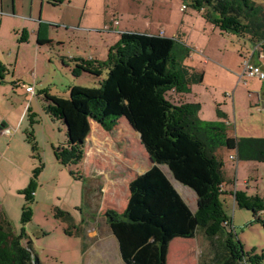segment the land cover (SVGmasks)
Masks as SVG:
<instances>
[{
  "label": "trees",
  "instance_id": "obj_1",
  "mask_svg": "<svg viewBox=\"0 0 264 264\" xmlns=\"http://www.w3.org/2000/svg\"><path fill=\"white\" fill-rule=\"evenodd\" d=\"M181 1L182 11L195 10L212 25V30L249 42L250 48L242 52L241 45L238 50L240 65L250 55L251 62L264 72V0ZM46 26L44 22L39 24L38 45L50 43L44 34ZM27 32L23 29L17 33L19 43L27 41ZM176 36L127 30L118 34L117 42L109 47L103 60L61 56L63 68L72 77L91 76L96 78L97 87L69 85L67 98L51 94L46 88L38 91L45 112L52 119H61L66 128L65 141L52 148L54 158L63 167L75 166L69 173L76 180L87 179L79 168L91 131L90 120L112 131L124 118L138 133L154 164L128 183L123 209L106 208L101 218L116 241L123 263L167 264L172 239H193L201 233L211 256L206 261L201 254L200 264H263L264 251L258 252L255 246L250 251L244 249L224 205L225 196H232L235 205L251 211L253 220L264 226V196L249 194L247 190H228L234 181L224 176V161L218 152L225 148L234 151L233 156L229 155L231 160L264 163V137L232 135L226 112L218 108V119L199 118L200 104L186 101L184 96L191 86L203 84L204 74L184 64L191 48ZM10 72L9 66L0 61V83ZM16 82L11 81L13 85ZM27 112L31 128L25 130V140L37 164L19 191L24 199L20 232L14 233L8 218L0 214V264H43L31 243H25V224L31 220L37 180L44 169L32 132L35 113H29V108ZM164 166L175 181L195 193L194 211L175 190ZM56 210L55 216L69 224L65 234L71 235L74 223L70 213ZM86 247L85 242L82 250Z\"/></svg>",
  "mask_w": 264,
  "mask_h": 264
},
{
  "label": "rangeland",
  "instance_id": "obj_2",
  "mask_svg": "<svg viewBox=\"0 0 264 264\" xmlns=\"http://www.w3.org/2000/svg\"><path fill=\"white\" fill-rule=\"evenodd\" d=\"M86 1L71 0L70 6L66 3L61 5L55 21L58 22L57 27L52 29L53 34L59 32L64 44L54 43L55 47L56 45L62 47L63 52L66 53L73 52L78 46L79 51L83 53L88 47L85 39L88 35L94 41L105 38L103 37L105 33L97 32L96 27L89 32L88 26L100 27L106 16H108L107 20L112 22L113 30L118 32L130 29L158 34L163 31L167 37L177 35L176 37H179L183 43H186L187 37L194 33L190 37L193 41L187 42L191 50L189 56L184 59V64L200 67L198 69L204 74L203 84L199 87L193 86L203 89L198 100L200 104L198 116L199 114L205 116L199 118L210 121L218 119L216 115L218 108L226 112L232 135L264 137V103L253 98L256 94L261 96L264 81L258 77L239 79L241 65L238 72L229 68L238 60V50L241 45L250 48L249 42L242 38L238 39L236 35H221L212 30V25L205 22L195 10L187 8L182 11L181 0H88L84 12ZM115 38L110 45L117 42L118 35ZM197 43L209 48L208 54L202 53L211 61L207 65L204 64V67L202 66L204 57L199 58L195 53ZM43 52L45 56L39 55L36 61L30 52H26L23 58L19 56L17 64H13L10 70L14 69L15 74L20 75L21 81H17L16 86L11 82L7 85L11 91L21 94L22 97L17 98L18 102L24 100L26 94L28 95L26 99L30 103L29 113H35L36 120L32 132L44 162V169L37 180L32 217L25 224L28 236L25 243H31L32 250L43 264H86L88 257L94 259L105 256V253L107 255L109 253V256L114 255L113 250L117 248V244L110 229L101 219L103 212L106 208L121 211L128 196L127 183L137 172L151 167L154 161L145 153L137 133L132 131L124 118L118 120L117 127L112 131L104 130L93 121L92 130L88 134V139L86 138L85 156L79 168L88 175L87 179L76 180L70 175L69 169H75V166H61L52 152L53 146L65 141L66 128L61 119L49 117L37 93L46 88L51 94L67 98V88L72 83L97 87V81L91 76L72 77L67 68L60 67L61 62L58 57L54 54L48 56L47 51ZM105 58L106 56L101 59ZM14 60L13 57V63ZM0 61L4 63L1 56ZM29 71H33L34 76H30ZM29 86L35 89L31 95L27 91ZM0 90L8 89L1 87ZM27 114L28 112H25L19 121V129L13 135L19 139V142L13 143L11 150L15 149L16 154L21 157H28V164L32 165L37 164V161L32 158L31 146L25 140L24 132L31 128ZM19 115L20 113L11 114L12 127H16L15 121L18 120ZM211 116L213 119H210ZM233 153L234 151L225 148L218 152L224 161V176L233 180V185L237 189L264 196V163L231 160L228 156H233ZM122 161L132 164L130 168H134L126 170L127 165L122 164ZM98 168L104 173L119 170L118 173L122 175L117 178L116 185H104L106 180L101 174H97ZM162 169L171 179L175 190L194 210L197 201L195 193L191 188L175 181L166 166ZM7 186L3 187V192L7 194L5 207L8 212L5 215L13 227V232L18 234L23 226L20 214L24 199L22 195L7 192ZM225 200V209L232 217L233 232L244 249L250 251L255 246L258 252L264 251V226L253 220L251 211L240 209L235 205L232 196H225ZM1 208L0 204V210H4ZM56 208L70 213L74 223L70 229L71 235L65 234L64 230L69 224L55 216ZM85 242L94 246V249L88 247L87 252L83 254L82 248ZM170 249L169 264H200L201 254L206 261L211 256L209 245L201 233L187 240L183 245L172 242Z\"/></svg>",
  "mask_w": 264,
  "mask_h": 264
},
{
  "label": "crops",
  "instance_id": "obj_3",
  "mask_svg": "<svg viewBox=\"0 0 264 264\" xmlns=\"http://www.w3.org/2000/svg\"><path fill=\"white\" fill-rule=\"evenodd\" d=\"M87 1L85 2L84 12L86 11ZM63 3H66L68 6L72 4L71 0H0V56L2 57V60L4 61V63L7 66H9V68L13 66V64L15 63L17 64L19 56L21 58L25 57L26 52H30L31 54H33L35 61L38 59L39 55L45 56L43 55L45 54L43 51H47L48 56L54 54V56L58 57L60 62L62 59L61 56L68 57V58L80 57L84 59L85 58H96L98 60H103L101 58H104L106 56V53H107L106 50H108L109 47L111 46L110 42L115 41L116 39L115 36L120 34V32L127 31V30H123V31L118 32L116 30H113L112 22L109 19L107 20L108 16H106L105 18H103L101 22L102 25L100 27H97V26L89 27L88 26L89 32H92V29L96 27L95 30L97 32L105 33L103 34V37L105 36V38H101V40L96 39L94 41L92 37L88 35V37L85 38L86 42L88 43V47L83 50V53L79 51L80 47L78 46L76 47L77 49L74 50L73 52L65 53L63 52L62 47L61 48L57 47V45L55 47V44L57 43L63 45L64 39L59 36L58 31L55 34H53L54 32L52 29V27L53 28L57 27L56 24L58 22H55L56 16L58 15L59 13L58 11L61 9V5ZM66 15L68 16L69 14L67 13ZM41 22L47 23V26L44 30L45 31L44 34L46 35L47 40L50 41L49 44L46 43L43 45H38L37 43V32H38L39 24ZM108 24L110 25V27H108ZM65 26L69 27L68 25H65ZM23 29H26L28 31L27 41L23 43H19L17 41L18 40L17 33L21 32ZM130 31H137V30H130ZM114 32H118V33L114 34ZM160 32L163 33V31H160ZM164 34L165 33H163V35ZM193 34H190V36L187 37L188 43H191V41H193L190 39V37L193 36ZM108 38L110 41L108 40ZM34 41H35V45H34ZM187 42L185 43L186 45H187ZM195 46H196L195 53L196 55H198L199 58L204 57L202 53H205V54L209 53L207 50L209 48L206 45L200 46L197 43ZM246 49L248 48L242 46L241 50L243 52ZM196 50H198L199 52L198 51L196 52ZM13 57L15 59L14 63L12 62ZM211 58H213L212 55H211ZM202 62H203L202 66L204 67V64L207 65L211 61L207 57H204ZM240 63H241V58H240V55H238V60L236 61V63L229 68L231 70H236L238 72ZM60 67H63L62 62H61ZM195 68L198 69L200 67H195ZM29 72H30V76H34L33 71H29ZM11 81H19V82L21 81L20 75L19 76L16 75L14 72V69L13 71L11 70L10 74L7 76L5 81L0 83V88L2 87V88L8 89V90H0V204L2 208L4 209V210H0L1 211L0 214H3V215H5L8 212L5 207V202H6L5 196H7V194H5V191L3 192L4 185L6 186L8 185L6 191L10 192V194L22 195L19 193V191L23 189L28 183V180H30L31 170L35 165V164L29 165L28 157L26 158L23 156L21 157V155L19 156V154H16L15 149H13V151L11 150L12 144L13 143L18 144L19 142V139L13 136L14 133H16V131L19 129V124H20L19 121L22 119L25 112H27L28 108L30 110L29 100L26 99L28 95L26 94L24 100H21L18 102L17 98L20 99V97L22 96L19 92L17 91L13 92L8 88L7 85L10 84ZM193 86L199 87V85H193ZM193 86L190 87V92L184 96V99L186 101L198 102L199 98H201V91L203 89L194 88ZM29 89H32L33 93L35 92L34 87L29 86V88H27V91ZM67 92H68V88H67ZM31 94L32 93H29V95ZM253 98H256L258 102L264 103V96H260L256 94V96ZM14 113H20V115L18 116V120L15 121V123L17 122L16 127H12V124L10 123V122L13 123V118L11 114H14ZM199 116L201 118H204L203 116L205 115L199 114ZM210 119H213L212 116ZM92 122L93 120H90L91 130H92ZM117 125L115 127H117ZM6 128L11 129L9 134H6L3 132V130ZM132 131L134 130L132 129ZM137 136H138V133H137ZM87 139H88V136H87ZM138 140H139V137H138ZM122 164L127 165V166L125 165L126 170H132V168H134V167L130 168L132 164H128L126 161H122ZM145 170L143 171L141 170L137 172L133 178H135L139 173L144 172ZM118 171L119 170L114 171V172L104 173L98 168L97 174L98 175L101 174L102 177L106 180V182L103 183L104 185L106 184L116 185L117 178L119 179V176L122 175L118 173ZM85 175L86 177L88 176L86 173ZM227 189L232 190V189H237V188L232 186V187H228ZM191 210L194 211L193 209ZM187 240H191V239L190 238H175L170 241L169 250L167 251V264H169L168 257L170 254V250H171L170 246L172 242L173 243L177 242V244L183 245L187 242ZM88 247H91L94 249V246L87 243V247L85 248V250H82L83 254L87 252ZM113 254H114L113 256H109V253L108 255L107 253H105V256H99L94 259L88 257L86 260V264H124L118 254L117 248L113 250ZM95 259H99V260H95ZM83 260H84V257H83Z\"/></svg>",
  "mask_w": 264,
  "mask_h": 264
},
{
  "label": "built area",
  "instance_id": "obj_4",
  "mask_svg": "<svg viewBox=\"0 0 264 264\" xmlns=\"http://www.w3.org/2000/svg\"><path fill=\"white\" fill-rule=\"evenodd\" d=\"M184 9V6H181V10ZM262 68L259 65L253 64L250 60V55H247L245 58L242 59L241 71H239L238 78L241 79L242 77H259L260 79H264V72H262ZM30 93H33L32 89L28 90ZM10 128H6L3 130L4 133L9 134ZM232 159V156H229Z\"/></svg>",
  "mask_w": 264,
  "mask_h": 264
}]
</instances>
